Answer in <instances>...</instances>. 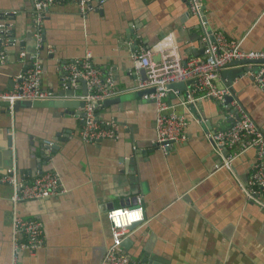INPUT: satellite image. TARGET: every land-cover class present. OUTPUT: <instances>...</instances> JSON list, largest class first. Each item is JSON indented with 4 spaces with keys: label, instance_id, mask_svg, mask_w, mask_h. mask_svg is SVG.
<instances>
[{
    "label": "crops",
    "instance_id": "1",
    "mask_svg": "<svg viewBox=\"0 0 264 264\" xmlns=\"http://www.w3.org/2000/svg\"><path fill=\"white\" fill-rule=\"evenodd\" d=\"M212 30L232 40L244 39L245 52H264V0H203ZM9 26L11 43L0 45V92L10 91L14 77L30 68L34 48L33 14L28 0H0V23ZM197 21L183 0H109L102 11L83 17L76 7L48 11L43 24L40 84L53 106L0 109V174L12 157L19 178L40 173L58 176L66 195L20 202L23 219L43 227L44 245L24 252L17 264H100L111 244L107 214L141 207L143 222L123 244V252L142 264H264V211L245 199L255 161L253 151L230 170H217L218 155L206 132L226 130L231 121L214 102L183 106L188 87L174 90L164 102L167 114L189 121L187 141L163 153L155 145L156 108L134 91L140 71L131 60L136 49L175 45L181 60L200 57ZM51 51V54L49 52ZM24 52L25 59H20ZM91 54L92 64L111 73L119 102L94 106L99 120L117 128L115 141L84 144L78 113L81 83L65 86L62 65ZM157 60V58H155ZM248 65L227 67L219 85L264 134V93L247 72ZM144 71V70H143ZM230 84V87L227 86ZM68 104L69 107H62ZM229 114V113H228ZM205 120L204 127L194 121ZM46 141L53 143L48 150ZM48 152V153H47ZM8 153H10L8 156ZM11 187L0 185V264H11Z\"/></svg>",
    "mask_w": 264,
    "mask_h": 264
},
{
    "label": "built area",
    "instance_id": "2",
    "mask_svg": "<svg viewBox=\"0 0 264 264\" xmlns=\"http://www.w3.org/2000/svg\"><path fill=\"white\" fill-rule=\"evenodd\" d=\"M109 0H28L33 14L34 48L30 56V68L14 77L10 91L0 92V102L9 103L7 112L12 115V107L18 102H50L54 101L51 93L43 91L40 84L41 53L43 51V24L48 11L64 6H74L79 15L102 11ZM191 18L197 21L199 41L203 55L181 60L175 45L159 46L157 49H136L131 60L137 70H144L145 79H138L134 91H153L143 96L144 101L155 104L156 120L155 145L163 153L174 149L175 145L187 141L186 129L189 121L173 113L167 114L169 108L164 99L171 92L169 86L188 83L183 106H195L196 103L210 100L214 102L231 121L226 130L206 132L205 138L212 146L219 163L217 170H230L233 163L242 155L253 151L255 161L251 168L246 186L241 188L245 199L264 211V134L257 129L248 113L236 103L228 87L219 85V76L234 62L246 63L247 72H251L254 84L264 93V52H245L242 49L244 39L232 40L223 33L210 28L205 17L203 0H183ZM11 32L8 25L0 23V45L7 48L11 43ZM51 54V51L49 52ZM20 59H25L24 52ZM157 58V60H155ZM6 63V55L0 50V66ZM65 86L76 88L80 82L85 85V95L79 97L83 103L82 122L79 137L86 145H96L102 141H115L117 128L110 122H103L95 114L94 105L120 96L124 91L116 88L111 73H102L91 62V54L85 53L81 59L65 62L62 65ZM227 99L230 102L227 103ZM229 113V114H228ZM199 125L205 120L195 117ZM48 150L53 143H44ZM48 153V152H47ZM0 185L12 189L11 231L12 257L11 264H17L19 256L27 252L33 255L44 245L43 227L38 221L26 220L18 215L16 207L20 202L59 198L66 195L58 176L51 172L38 174L32 181L19 178L12 157L11 167L0 174ZM120 213V216H116ZM110 222L111 244L106 249L100 264H142L133 261L123 252V244L133 233V227L143 222L141 207L115 209L107 214Z\"/></svg>",
    "mask_w": 264,
    "mask_h": 264
},
{
    "label": "water",
    "instance_id": "3",
    "mask_svg": "<svg viewBox=\"0 0 264 264\" xmlns=\"http://www.w3.org/2000/svg\"><path fill=\"white\" fill-rule=\"evenodd\" d=\"M203 51V50H202ZM246 63H237V62H234V63H232L231 65H229V67H232V66H235V65H245ZM222 75H224V76H227V78H229L228 77V74L226 73V72H222L221 73ZM140 75H141V79L142 80H144L145 79V72L142 70V71H140ZM62 76H64L63 74H62ZM82 85L84 84L83 82H80ZM190 84V82H188V83H178V84H172V85H170L169 86V89L170 90H172V91H174V90H180V89H183L186 85H189ZM227 86H229L230 87V84L229 85H227ZM67 88H70L69 86H66ZM84 87H85V85H84ZM153 91L151 90V91H143L142 93H146V94H149V93H152ZM85 93H86V91L84 92V95H85ZM227 101V103L228 102H230V99H227L226 100ZM113 102H119L118 100H114V99H110V100H106V101H104V103H103V105H105V104H108V103H113ZM54 105V103H49V102H34V103H29V102H18V103H14V105H13V107H12V110H13V112L16 110V109H18V107L20 106V107H26V108H40V107H49V106H53ZM78 106H79V108H80V111H79V113H78V116H82V109H83V103H79L78 104ZM94 106H97L96 104L94 105ZM62 107H69L68 106V104H63L62 105ZM7 108H9V103H7V102H0V109H2V110H7ZM10 153H8V156H10L9 155ZM11 167V163H10V166H9V168ZM8 168V169H9Z\"/></svg>",
    "mask_w": 264,
    "mask_h": 264
},
{
    "label": "clouds",
    "instance_id": "4",
    "mask_svg": "<svg viewBox=\"0 0 264 264\" xmlns=\"http://www.w3.org/2000/svg\"><path fill=\"white\" fill-rule=\"evenodd\" d=\"M115 215L118 217V216H120L121 214H120V213H116Z\"/></svg>",
    "mask_w": 264,
    "mask_h": 264
}]
</instances>
